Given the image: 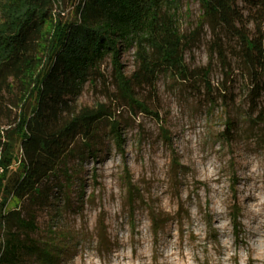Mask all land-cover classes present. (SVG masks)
<instances>
[{
    "label": "rangeland",
    "instance_id": "1",
    "mask_svg": "<svg viewBox=\"0 0 264 264\" xmlns=\"http://www.w3.org/2000/svg\"><path fill=\"white\" fill-rule=\"evenodd\" d=\"M6 1L0 0V22ZM165 1L187 39L185 63L209 68L212 94L199 81L191 86L159 73L149 85L130 82L133 99L149 113L136 105L131 110L111 84L109 60L103 61L107 81L85 83L74 104L115 106L120 146L107 120L90 148L77 142L65 160L68 176L61 172L54 181L59 188L38 210L31 235L38 244L51 242L56 258L43 263L26 256L17 264H264V125L250 116L241 62L231 43L221 57L214 51L200 0ZM240 6L246 13L250 5L243 0ZM50 12L62 22L74 17L70 0H55ZM247 28L264 47V24L257 32L251 21ZM120 63L126 77L136 72L133 47L120 54ZM17 91H5L1 102ZM31 106L32 92L22 109ZM6 115L0 119V184L20 152L17 122Z\"/></svg>",
    "mask_w": 264,
    "mask_h": 264
},
{
    "label": "trees",
    "instance_id": "2",
    "mask_svg": "<svg viewBox=\"0 0 264 264\" xmlns=\"http://www.w3.org/2000/svg\"><path fill=\"white\" fill-rule=\"evenodd\" d=\"M54 1L7 0L2 4L0 119L5 113L13 117L12 123L17 122L14 132L20 152L17 164L0 184V264H17L26 256L43 263L54 261L51 242L38 244L31 235L37 230L38 210L47 204L51 191L59 188L54 181L61 172L68 176L66 158L77 142L90 148L104 120L109 121L120 146L115 106L74 104L85 83L107 81L100 68L103 61L109 60L111 84L131 110L136 105L149 113L133 99L130 82L142 79L149 85L159 73L191 86L199 81L208 96L213 91L207 79L209 68H190L185 63L187 39L179 33L175 12L165 0H70L74 17L64 22L51 15ZM242 1L200 0V5L219 57L231 43L229 51L244 70L252 121L264 125V47L261 36H251L247 28L251 21L257 32L258 25L264 24V0H247L246 13ZM131 47L138 69L128 78L121 70L120 54ZM14 85L19 95L17 91L2 103V94ZM20 90H24L23 100ZM30 92L32 106L24 111ZM231 217L237 226L235 213Z\"/></svg>",
    "mask_w": 264,
    "mask_h": 264
}]
</instances>
